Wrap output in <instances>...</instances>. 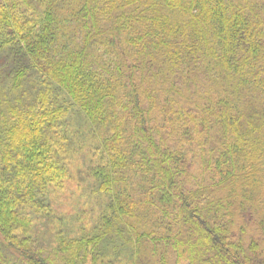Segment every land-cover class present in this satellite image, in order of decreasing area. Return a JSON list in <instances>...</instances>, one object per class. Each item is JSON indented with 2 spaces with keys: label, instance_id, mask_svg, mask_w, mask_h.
I'll use <instances>...</instances> for the list:
<instances>
[{
  "label": "trees",
  "instance_id": "trees-1",
  "mask_svg": "<svg viewBox=\"0 0 264 264\" xmlns=\"http://www.w3.org/2000/svg\"><path fill=\"white\" fill-rule=\"evenodd\" d=\"M5 46L25 60L0 66V247L20 264H94L110 236L131 264H264V0H0ZM73 167L101 227L46 254L29 214Z\"/></svg>",
  "mask_w": 264,
  "mask_h": 264
},
{
  "label": "rangeland",
  "instance_id": "rangeland-1",
  "mask_svg": "<svg viewBox=\"0 0 264 264\" xmlns=\"http://www.w3.org/2000/svg\"><path fill=\"white\" fill-rule=\"evenodd\" d=\"M7 48H0V66L8 65L15 68L25 64L22 55L21 58L19 54L12 52L11 49L14 46ZM29 71L30 74L25 81V87L29 94V97L26 96V100L30 99L35 86H38L35 82V73ZM53 89L54 98L61 101L59 92L55 88ZM70 112L74 119L68 117V120L71 124L73 122L74 125L80 127V117L75 112ZM68 120L66 119L67 122H69ZM76 167L71 168L69 182L65 184L64 188L40 193L39 209H32L29 214L32 221L27 230L31 236V243L46 254L51 253L58 233H62L61 237L64 235L69 239H78L83 238L92 228L96 232L101 227L96 219L105 211V199L98 193L94 183L87 179V175L85 176L83 171L79 172ZM0 248L13 263L20 264L15 251L5 246ZM131 255L132 251L128 243L110 236L99 243L96 252L97 260L94 264H131Z\"/></svg>",
  "mask_w": 264,
  "mask_h": 264
}]
</instances>
